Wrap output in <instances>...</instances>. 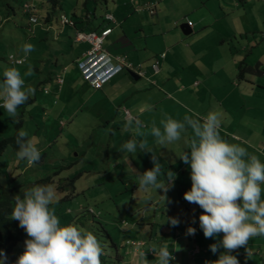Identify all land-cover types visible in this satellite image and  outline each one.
I'll return each instance as SVG.
<instances>
[{
    "label": "crops",
    "instance_id": "crops-1",
    "mask_svg": "<svg viewBox=\"0 0 264 264\" xmlns=\"http://www.w3.org/2000/svg\"><path fill=\"white\" fill-rule=\"evenodd\" d=\"M174 1L181 3L178 5L180 15L171 19L164 14L173 8L168 1L157 4L154 0H130V11L124 9L119 17L116 12L107 11L95 22L99 25V32L112 29L105 41H109L105 50L112 56H126L136 69V72L119 73L102 89H95L80 76L85 82L82 91L90 92V96L94 97L101 94V98L90 108H102L99 115V119H103L102 127L106 126L110 141L116 143V169L127 171L128 168L132 170L144 165L153 167L150 162L154 153L157 157L161 156L158 158L160 163L178 171L177 183L181 182V178L189 180L190 165L174 155L190 152L188 141L193 135L192 130L188 128L181 139L172 144L159 145L150 134L151 127L155 122L162 130L160 121L168 117L182 122L186 115L199 113L203 117L210 111L221 114L219 131L224 140L246 148L250 155L257 156L264 163V0ZM34 3L35 0L30 4L36 7ZM150 4L155 6V14H151L147 8ZM48 12H51L50 8L43 7L39 14L35 13L37 25L27 15L30 31L34 36L45 34V41L51 39L53 32L59 42L60 36L70 28L68 43L88 46H83L82 51L72 47V51L67 53V59L78 61L90 46L76 42L79 30L74 26L56 24L55 14L44 22L43 16ZM107 14L113 15L115 22L106 20ZM184 25L189 27L188 35L182 31ZM19 59L25 63L24 59ZM156 63L159 65L158 72L154 69ZM67 71L64 68V72ZM63 85L57 84L58 93H62ZM46 93L49 94L48 91ZM91 112L97 114L95 110ZM126 120L133 122L128 130L124 128ZM136 120L142 124L139 132L143 136L136 132ZM123 123V126L119 125ZM131 139H135L137 144L146 139L147 148L152 153L142 151L138 146L135 153L121 150V146ZM179 162L180 165L175 166ZM186 170L189 172L186 173ZM261 199L264 200V185ZM122 225L127 227L126 223ZM187 225L179 220L177 230L171 229L176 231L174 238L172 231L164 234L165 237L168 235L175 251H178L172 262L180 260L186 263L189 256L196 258L198 264L215 261L213 257L208 260V255L212 254L210 248L208 252L202 251L206 245H210V242L205 244L207 239L203 231L197 226L191 240L190 235L186 234ZM154 238L143 240L142 246H130L129 255L134 256L132 264L144 263L142 253H145L148 261L151 258L153 264H157L152 252ZM261 238L254 237L248 243L252 257H247L245 248L237 251V255L244 258L247 264H264V237ZM196 248L200 252L194 255ZM220 254L216 253L218 257Z\"/></svg>",
    "mask_w": 264,
    "mask_h": 264
},
{
    "label": "rangeland",
    "instance_id": "rangeland-1",
    "mask_svg": "<svg viewBox=\"0 0 264 264\" xmlns=\"http://www.w3.org/2000/svg\"><path fill=\"white\" fill-rule=\"evenodd\" d=\"M61 1L62 12L69 17L73 12L82 16L86 11L85 2H88V10L91 13L95 11L98 17L107 11L116 12V16L119 17L124 9L127 8L128 11L132 9L130 0H108L106 5L98 1L100 5L98 4L96 10L95 0ZM164 1H168L173 6L172 9L164 12L168 19L180 15L178 8L180 2L154 0L157 4H163ZM45 2L35 0L34 13L39 14L43 7H49L52 11V6ZM27 3H33V0H0V81L3 80L6 69L15 68L21 73L25 86L35 89L34 95L26 104L17 109L15 120L8 117L7 112L0 108V139L13 137L17 130L23 128L28 133L29 139H32L40 150L41 159L29 167L25 161L17 158L12 148H9L0 157V183L4 187L23 186L30 189L38 181L50 178L39 185H54L56 198L50 208L54 209L60 225L78 226L82 231L93 233L104 249V254L101 256L102 264H132L134 256L129 255L130 243L149 241L151 237H155L152 244L154 249L167 246L174 257L178 251H175L168 235L165 237L164 234L171 232L176 226L173 227L167 218H177L180 222L184 221V225L188 224V227L196 228L199 226V216L202 214V209L198 205L190 204L183 198L184 193L191 189V178L189 180L181 178L180 183L175 179L174 187L166 194L163 190L155 189L138 192L139 174L152 169L153 163L150 162L153 167L144 165L132 170L128 168L127 171L116 169L115 164L118 160L114 150L116 143L110 141V132L106 130V126L102 127L103 119H99L102 108H90L92 103L101 98V94H95L94 97L90 96V92L81 90L85 82L80 77L78 63L73 61L74 59H67V53L72 51V47L76 51H82L83 46L87 48L88 46L69 44L67 37L70 28L66 34L60 36L59 42L56 41L53 32L48 41H45V34L41 37L34 36L29 29V17L24 14L23 6ZM25 43H31L35 48L26 58L22 51V45ZM108 43L104 44L105 49ZM12 56L15 59H24L25 63L13 64ZM29 65L33 68V74L24 76ZM64 68L68 69L66 73ZM59 76L65 80L62 93L57 91ZM2 103L3 100L0 99V104ZM92 110L97 114L91 112ZM119 125L123 126L124 123ZM160 164L162 173L164 172V177L163 175L159 177L161 180L167 179L168 170L178 172L168 165ZM179 165L180 162L175 164V166ZM188 172L186 170V173ZM165 195L167 200L163 197ZM189 208L191 211L188 210ZM193 219L196 223H192ZM123 222L127 227L122 225ZM175 234L176 231H172L173 238ZM182 234L185 235L184 232ZM194 236L190 235L191 240ZM222 238L223 234L206 238L205 244L218 243ZM210 245H206L202 251L208 252ZM182 246L184 247L183 242ZM24 251L25 243H17L6 255L7 260L4 264H16L18 257ZM218 252L222 254L225 250L220 248ZM238 253L236 251L230 254L237 256L240 264H247L244 258L237 255ZM208 256V260L211 257L215 260L219 258L216 253ZM0 259H3V256ZM195 259L189 256L186 263L180 260L173 262L171 260L170 263L198 264ZM149 263L153 264L151 258Z\"/></svg>",
    "mask_w": 264,
    "mask_h": 264
},
{
    "label": "clouds",
    "instance_id": "clouds-1",
    "mask_svg": "<svg viewBox=\"0 0 264 264\" xmlns=\"http://www.w3.org/2000/svg\"><path fill=\"white\" fill-rule=\"evenodd\" d=\"M34 50L31 43L22 45L25 58ZM32 74L33 68L29 65L24 76ZM34 92V88L25 86L17 69L8 68L0 81V99L3 100L0 108L15 120L17 109L25 105ZM132 123L126 120L124 128H131ZM221 123V114L218 112L210 111L203 117L193 113L191 116L186 115L182 122L171 117L161 120L162 130L153 122L150 134L156 144L167 145L180 140L188 128L192 130L193 135L188 141L190 152L184 151L179 156L191 168L192 186L183 198L202 209L199 227L205 238L223 234L222 240L209 246L210 251L215 254L220 248L225 250L217 260L206 261L205 264H240L237 256L230 253L245 248L250 258L251 250L247 247L249 241L254 237H264V200L261 199L264 163L257 156L250 155L246 148L224 140L219 131ZM141 126V122L136 120V132L143 136L139 132ZM16 145L17 158L25 161L29 167L40 161V150L23 128L18 130ZM137 146L142 151L152 153L147 148L146 139L139 144L135 139L128 140L121 150L135 153ZM152 163V169L138 176V192L155 189L163 190L166 194L174 187L177 174L168 170L167 179L161 180L159 177H164V172L154 153ZM163 197L167 200L166 195ZM55 198V187L51 184L35 185L23 191L22 196L14 197L11 218L19 222V227L28 237L24 242L25 251L18 257L16 264H102L104 249L93 233L82 231L78 226L60 225L54 209L50 208ZM167 221L173 227L179 224L177 218L168 217ZM192 223H196L195 219ZM186 234L194 236L196 229L189 227ZM152 252L157 264H170L174 259L167 246L152 249ZM141 255L144 264H149L145 253ZM0 256H3L0 264H4L7 256L2 250Z\"/></svg>",
    "mask_w": 264,
    "mask_h": 264
},
{
    "label": "built area",
    "instance_id": "built-area-1",
    "mask_svg": "<svg viewBox=\"0 0 264 264\" xmlns=\"http://www.w3.org/2000/svg\"><path fill=\"white\" fill-rule=\"evenodd\" d=\"M34 5L25 4L24 12L30 15V20L33 24L37 25V18L34 13ZM151 14L156 13L154 5L147 7ZM106 20L110 22H115L113 15L107 14ZM60 23L63 26H75L74 22L67 16H61ZM112 33V29H105L102 32H91L85 33L77 31L76 42L87 43L90 48L83 54V56L77 61L78 67L81 72L83 79L91 84L95 89H102L104 85L110 82L118 73L123 71H133L136 69L132 63L129 62L126 56L110 55L104 48L105 41L107 37ZM12 63L21 65L24 63L23 60L15 59L11 57ZM155 71H159V65L156 63L154 65ZM138 75L143 76L142 73ZM58 84L62 86L64 84V78L58 77ZM131 246H142V242H132ZM199 249H194L193 253L198 254Z\"/></svg>",
    "mask_w": 264,
    "mask_h": 264
},
{
    "label": "trees",
    "instance_id": "trees-1",
    "mask_svg": "<svg viewBox=\"0 0 264 264\" xmlns=\"http://www.w3.org/2000/svg\"><path fill=\"white\" fill-rule=\"evenodd\" d=\"M44 1L50 4L53 9L51 12H48L47 15L43 16L44 18L42 20H44V22H48L49 19L52 17V15L55 14L56 15L55 20L57 24H60L61 16L65 15L62 12V8H63V4H61L62 1L61 0H44ZM98 1H100V4H102L103 2L106 5L108 0H95L96 2L95 8H94L95 10L98 7V4H99ZM117 1H120V0H117ZM85 5H86L85 7L86 11L84 12L82 16H79V14H77L76 12L72 13V15L70 16L71 18L68 15L67 16L74 22V25H75L74 27L76 28V30H79L85 33L99 32V28H98L99 25L96 24L95 22L97 21L98 18H101V16L98 17L95 11L91 13L88 10L87 8L88 2H85ZM105 5L103 4V7ZM13 11H14V7H13ZM24 14L25 16L27 15L29 16V14L25 12ZM17 134H18V130L13 137H6V138L0 139V157L4 155L5 152L9 148H12L15 153L17 152L18 150V146L16 145ZM0 176H1V162H0ZM49 179L50 178H46L45 180L38 181L36 185L37 184L39 185V183L42 184L43 182L48 181ZM28 189L29 188H24L23 186L4 187L0 183V250H2V252L5 255L10 253L12 248L17 243H21V242L24 243L25 240L28 239L24 230L19 227V222L12 220L11 218V212L15 205L14 197L16 195L22 196L23 191H27Z\"/></svg>",
    "mask_w": 264,
    "mask_h": 264
},
{
    "label": "water",
    "instance_id": "water-1",
    "mask_svg": "<svg viewBox=\"0 0 264 264\" xmlns=\"http://www.w3.org/2000/svg\"><path fill=\"white\" fill-rule=\"evenodd\" d=\"M182 31H183V33L185 34V35H188L189 33H190V31H189V27L187 26V25H184L183 27H182ZM134 77L137 79L138 77L137 76H135L134 75Z\"/></svg>",
    "mask_w": 264,
    "mask_h": 264
}]
</instances>
